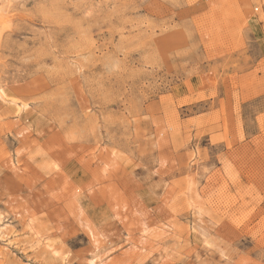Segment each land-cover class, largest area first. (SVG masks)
<instances>
[{"label": "rangeland", "instance_id": "rangeland-1", "mask_svg": "<svg viewBox=\"0 0 264 264\" xmlns=\"http://www.w3.org/2000/svg\"><path fill=\"white\" fill-rule=\"evenodd\" d=\"M10 9L0 264H264V0Z\"/></svg>", "mask_w": 264, "mask_h": 264}, {"label": "bare ground", "instance_id": "bare-ground-1", "mask_svg": "<svg viewBox=\"0 0 264 264\" xmlns=\"http://www.w3.org/2000/svg\"><path fill=\"white\" fill-rule=\"evenodd\" d=\"M18 1H20V0H0V48H2L5 44H7L9 42L8 40H9V37L10 36H15L17 34L16 25L14 24V18L15 17H14V15L12 13H10V10H11L10 8L13 7ZM2 91L3 90H0V99L2 101H5L6 99L4 98ZM15 100H17V99H15ZM15 100L13 98L10 101H13V103H16ZM20 105L24 106V108L27 107V106H25L24 103H21ZM21 107L20 106H16V108L14 107L16 114L20 111ZM21 111H22V109H21ZM18 133H21V132H18ZM1 218L2 217H0V222H1ZM204 243H205V245H210V242L209 241L204 240ZM4 250L6 251L7 254H11V256L13 255L12 256L13 260H11V263L10 264H25V262L24 263H19V261H16V258L18 256H16V254L13 253V250L12 249H9V248L5 247ZM51 252H52V254L55 253V251H53V250H51ZM0 255H1V252H0ZM1 256H3V255H1ZM84 261H85L86 264H99V263H97L95 261V259L93 257L92 258H85Z\"/></svg>", "mask_w": 264, "mask_h": 264}]
</instances>
